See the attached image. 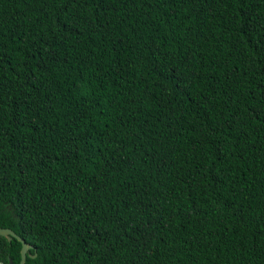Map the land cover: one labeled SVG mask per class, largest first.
<instances>
[{"label":"trees","instance_id":"1","mask_svg":"<svg viewBox=\"0 0 264 264\" xmlns=\"http://www.w3.org/2000/svg\"><path fill=\"white\" fill-rule=\"evenodd\" d=\"M0 228L28 264H264V0H0Z\"/></svg>","mask_w":264,"mask_h":264},{"label":"water","instance_id":"2","mask_svg":"<svg viewBox=\"0 0 264 264\" xmlns=\"http://www.w3.org/2000/svg\"><path fill=\"white\" fill-rule=\"evenodd\" d=\"M0 236L5 237L8 241H11L12 238H15L17 241H19L21 243L20 264H28L26 263V257L28 250L31 249V246L10 229L0 228ZM31 257H35V255Z\"/></svg>","mask_w":264,"mask_h":264}]
</instances>
